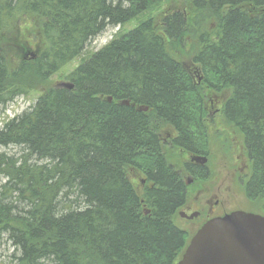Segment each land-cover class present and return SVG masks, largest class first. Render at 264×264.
Returning a JSON list of instances; mask_svg holds the SVG:
<instances>
[{
	"label": "trees",
	"instance_id": "16d2710c",
	"mask_svg": "<svg viewBox=\"0 0 264 264\" xmlns=\"http://www.w3.org/2000/svg\"><path fill=\"white\" fill-rule=\"evenodd\" d=\"M161 1L0 0V111L43 89L0 128V235L16 264L180 259L190 236L175 218L187 192L155 129L174 125L177 142L199 150L204 89L178 56L208 88L230 90L223 118L249 162L246 193L264 211V0H189L185 12L142 20L81 61L66 76L72 89L48 87L107 27ZM29 25L33 37L17 43ZM129 169L144 177L141 192Z\"/></svg>",
	"mask_w": 264,
	"mask_h": 264
},
{
	"label": "rangeland",
	"instance_id": "374dc122",
	"mask_svg": "<svg viewBox=\"0 0 264 264\" xmlns=\"http://www.w3.org/2000/svg\"><path fill=\"white\" fill-rule=\"evenodd\" d=\"M188 5L189 0H162L160 3L156 4V6L149 8V10L144 11L142 14L120 27H107L100 35L96 36L86 46L85 50L79 57L68 63L59 72L50 77L48 87L67 81V74L79 65L81 61L87 59L106 43L111 41L115 36L135 27L140 21L152 17V19L157 23L169 10L179 9L185 12ZM33 31V26H22L21 32H18L19 41L16 42L26 43L27 38L30 36L33 37ZM178 58L183 64L186 63L188 67H193L196 71L194 73L196 77L193 79L196 80L197 85L204 89L202 102L207 111L206 112L204 108L203 110L206 113H202V111L199 110L198 117L204 128V131H202L203 139L202 142H199V144H201L200 147L204 149V152H206V155L204 156H207L206 166L208 167V174L207 176L200 175L198 177L199 181L197 180L198 182L194 181V183L189 185L186 202L188 205L192 206L196 198L198 196H202V199H206V202L208 201L211 205L214 204L215 200L220 202L218 207H214L216 211H219L222 208L230 210L235 207H244L248 210L264 215L261 200L248 199L244 190V185H241V182H239V177L241 176V174H239V169H241L243 163H247V165H249V163L246 159L247 156L245 157L244 155L239 134L236 133L234 127H232L223 118L222 109L225 101L230 95V90L226 88L221 91H215L208 88L207 84L204 82L205 79L203 72L200 68H198V66L192 64L190 57L178 56ZM41 92H43V89L31 92L27 96H20L8 104L4 110L0 111V128L2 127L4 121L29 110ZM207 113L211 114V117H209L210 121H206L207 116H205V114ZM202 120H205L206 122ZM168 127L169 126H167V124H162L157 128V132L164 137L163 133L168 129ZM2 150L9 154L18 152V148L13 147ZM164 151L166 152L165 155L167 157V161L177 169L182 170L183 164L187 160V154L184 152L183 155L177 149L169 147H165ZM129 174L132 178L136 191L141 192L145 183L141 172L139 170L129 169ZM198 190L199 195L197 194L196 198L193 200L194 194H196ZM198 221L199 220L196 222ZM175 222L181 228L184 226L186 227L188 224L186 221H183L177 216L175 218ZM12 252L13 248L6 242L5 236L3 234L0 235V264H16L15 261H11L10 256Z\"/></svg>",
	"mask_w": 264,
	"mask_h": 264
},
{
	"label": "water",
	"instance_id": "95a60500",
	"mask_svg": "<svg viewBox=\"0 0 264 264\" xmlns=\"http://www.w3.org/2000/svg\"><path fill=\"white\" fill-rule=\"evenodd\" d=\"M58 85L73 88L66 81ZM176 264H264V216L232 211L207 220L190 238Z\"/></svg>",
	"mask_w": 264,
	"mask_h": 264
},
{
	"label": "flooded vegetation",
	"instance_id": "af4514ba",
	"mask_svg": "<svg viewBox=\"0 0 264 264\" xmlns=\"http://www.w3.org/2000/svg\"><path fill=\"white\" fill-rule=\"evenodd\" d=\"M187 72L189 73V75L192 79L194 77H196L194 75V73L196 71L193 69V67H191V69H189ZM194 82L196 83V80H194ZM124 101H127V100H123L122 102H120V104L129 105V103L125 104ZM203 105L204 104L202 103L201 104V111H202V113H206L207 112L206 107H204ZM129 106H131V105H129ZM203 108L205 109L206 112H204ZM136 109H138V108H136ZM147 110L148 109H146L145 111H147ZM210 115L211 114H208V113L205 114V116H207L206 121L209 120V117H211ZM202 121H205V120H202ZM199 122L201 123V121H199ZM162 124L165 125L166 123L162 122ZM202 125L203 124L201 123L200 128L202 129V131H204V128ZM167 126H169V127L167 130L164 131V133H163L164 137L159 132H157V128L155 129L156 136L158 138V148L160 150V154L163 155L165 161L169 165H171L177 173H179V174L181 173L180 174L181 179L183 181V185L186 189L185 191L187 192V196H188L189 185L194 183V181H197L198 177L200 175L201 176H203V175L207 176V174H208V167L206 166L207 156H204V155H206V152H204L203 148H200L197 151H191L190 149L186 148L185 146L180 145L177 142V139L179 138V135H180L179 130L174 125L167 124ZM165 147L177 149L183 155H184V152L187 154V160L184 162L182 170L177 169L176 167H174L172 164H170L167 161V157L165 155L166 152L164 151ZM201 158H205V162H203ZM247 162H248V160H247ZM239 170H240L239 174H241V176L239 177V182H241L240 183L241 185H244V190L246 193L245 184H246L247 179L249 178L250 166L247 165V163H243V166ZM197 194L199 195V190L196 192V194H194L193 200L196 198ZM246 196L250 200H257L255 198L248 197L247 193H246ZM197 198H196L195 202L192 204V206L188 205V203L185 201V203L177 211V217L188 223L186 227L185 226L183 227V230L189 234L190 238L196 233V231L198 229H200V227L207 220H209L211 218L220 217V216H223L224 214L230 213L232 211H245V212H251V213L259 214V213L253 212L251 210H248L247 208H244V207H235V208L230 209V210L229 209L226 210V209L222 208L221 210L216 211V209H214V207H218L220 205V202L218 200H215L214 204L211 205L210 203H208V201L206 202V199H202V196H200V197L198 196ZM145 211H144V213H145ZM197 220H199V221L196 222Z\"/></svg>",
	"mask_w": 264,
	"mask_h": 264
}]
</instances>
